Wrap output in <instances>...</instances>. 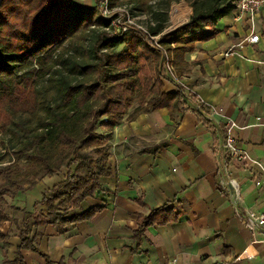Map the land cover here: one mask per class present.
I'll return each instance as SVG.
<instances>
[{"label": "crops", "instance_id": "obj_1", "mask_svg": "<svg viewBox=\"0 0 264 264\" xmlns=\"http://www.w3.org/2000/svg\"><path fill=\"white\" fill-rule=\"evenodd\" d=\"M71 1L88 7L97 0ZM214 27L218 31L213 37L197 42L196 49L187 53L189 61L200 63L189 64L187 72L168 86L188 91L183 111L171 114L159 107L116 124L108 140L112 173L102 175V190L82 202L83 209L101 205L102 211L89 220L66 224L63 231L50 223L40 226L44 234L37 246L53 263L23 248L24 264H264V241L254 242L257 254L245 250L252 237L264 236V226L251 230L236 212L264 213V183L255 182L264 170V5L256 15V42L244 41L250 23L236 8L218 18ZM230 46L233 51L225 54ZM232 120L237 124L231 129L237 145L263 168L223 152ZM160 144L155 153L140 152ZM65 171L44 175L7 201L29 212L46 211L45 204L36 201ZM231 179L239 182L237 196ZM221 181L227 183L225 188ZM139 193L143 205L136 200ZM165 202L180 211L177 221L150 225L137 239L139 213ZM7 211L10 219L0 228L5 233L16 231L13 219L23 215L16 208ZM2 240L0 264H17L12 259L20 237L12 233L6 248H1Z\"/></svg>", "mask_w": 264, "mask_h": 264}, {"label": "trees", "instance_id": "obj_2", "mask_svg": "<svg viewBox=\"0 0 264 264\" xmlns=\"http://www.w3.org/2000/svg\"><path fill=\"white\" fill-rule=\"evenodd\" d=\"M126 1L137 9L151 6V0L110 4ZM235 7V0L195 1L189 18L171 29L166 12L152 9L148 30L159 33L158 45L136 27L112 33L111 19L98 5L0 0V133L9 134L6 155L0 157V228L10 219L7 207L23 213L21 219H13L16 231L0 229L1 248L12 233L20 237L12 262L24 264L21 250L28 248L53 263L37 246L44 234L40 226L50 223L63 231L66 224L102 211L101 205L83 209L82 202L102 190V175L112 173L108 140L115 125L159 107L171 114L183 111L188 92L168 87L172 79L164 62L169 59L176 76L187 72L189 64L200 63L189 61L187 53L197 42L213 37L218 18ZM160 146L140 152L155 153ZM61 168L65 176L36 201L45 204L46 211L29 212L7 201ZM136 200L144 204L142 193ZM180 214L169 202L148 208L139 213L134 236L140 238L150 225L177 221ZM2 261H7L5 256Z\"/></svg>", "mask_w": 264, "mask_h": 264}, {"label": "built area", "instance_id": "obj_3", "mask_svg": "<svg viewBox=\"0 0 264 264\" xmlns=\"http://www.w3.org/2000/svg\"><path fill=\"white\" fill-rule=\"evenodd\" d=\"M95 5H98L99 10L101 14L106 17L110 18V25H111V31L112 33H120L123 31H126L129 27H137V29L143 31L148 38L151 40L155 41V44L159 43L157 42V35H152L149 30L147 25L145 24H140L135 21L136 16H133L134 14L131 15V12L129 9H126L123 6L120 5H114L110 4V0H97ZM264 5V0H235V8L238 9L242 13H246V18L250 23V32L249 34L245 37L244 41L247 42H256L259 39L258 33L255 31V25H256V15L259 12V9ZM243 42H239L237 45H242ZM232 46L228 48L225 52V54H229L232 52ZM169 59L166 58L164 62V67L166 70L167 75L171 78L174 79L176 77L174 73V67L171 66L170 62L168 61ZM184 90V89H183ZM188 91H185L187 94ZM234 125H237L235 121H230L229 125L226 127V132L224 134V140L222 142V150L224 153L228 154L232 158H236L239 161L242 162H252L258 165L259 167H262L261 162L252 157L250 153H247L245 150L239 148V146L236 143V139L232 135L231 129L233 128ZM263 168V167H262ZM230 182L233 185V188L235 189V195L237 196L239 194V182H237L235 179H231ZM256 184H263L264 183V170L262 177L256 178L255 179ZM222 187L225 188L227 186V183H223L221 181ZM235 196V197H236ZM238 199V197H236ZM238 214V217L246 226L247 228L251 230H255L256 227L264 226V213L263 212H257L252 209H246L245 212H240L236 211ZM264 241V236L260 239L256 237H252L250 240V243L246 247V251H248L247 254H257L258 250L254 246V242L256 241ZM245 251L240 254V257H244Z\"/></svg>", "mask_w": 264, "mask_h": 264}, {"label": "rangeland", "instance_id": "obj_4", "mask_svg": "<svg viewBox=\"0 0 264 264\" xmlns=\"http://www.w3.org/2000/svg\"><path fill=\"white\" fill-rule=\"evenodd\" d=\"M195 1L200 2V0H151L149 2L151 5L150 7L145 6L141 9H137L135 3L131 1H126L123 4L115 5H120L126 9H129L131 15L134 14L133 16H136L137 19H135V21L140 24H145L147 27L148 24L153 20L152 9L160 8L162 11L166 12V25L167 28L171 29V27L180 25L189 18V16L193 13L192 3ZM42 81L45 83V80ZM99 130L104 129L99 128ZM8 143L9 134L0 133V157H4L6 155L5 153L8 149Z\"/></svg>", "mask_w": 264, "mask_h": 264}]
</instances>
